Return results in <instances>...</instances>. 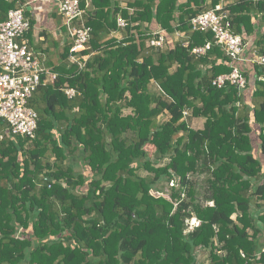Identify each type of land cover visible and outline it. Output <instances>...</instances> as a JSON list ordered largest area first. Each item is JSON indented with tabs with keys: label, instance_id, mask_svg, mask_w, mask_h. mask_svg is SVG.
Returning a JSON list of instances; mask_svg holds the SVG:
<instances>
[{
	"label": "trees",
	"instance_id": "trees-1",
	"mask_svg": "<svg viewBox=\"0 0 264 264\" xmlns=\"http://www.w3.org/2000/svg\"><path fill=\"white\" fill-rule=\"evenodd\" d=\"M90 1L84 67L39 89L34 140L0 141V264H264V81L253 112L232 85L212 86L231 69L212 33L190 30L205 0H129L132 14ZM20 4L0 0V21ZM224 10L241 38L264 23V0ZM153 21L162 49L149 45ZM256 44L263 55L264 35Z\"/></svg>",
	"mask_w": 264,
	"mask_h": 264
},
{
	"label": "built area",
	"instance_id": "built-area-1",
	"mask_svg": "<svg viewBox=\"0 0 264 264\" xmlns=\"http://www.w3.org/2000/svg\"><path fill=\"white\" fill-rule=\"evenodd\" d=\"M80 4L81 0H59L58 12L71 38L69 64L83 68L88 56H82V53L90 42L92 29L86 24V13ZM224 7L216 5L192 17L189 21L190 30L212 33L213 44L221 48L230 61V72L214 78L212 86L222 89L230 84L241 92L247 87V79L239 67L245 61L244 43L239 35L232 32ZM116 23L119 29L127 26L126 21L119 16ZM29 29L30 22L21 6L9 10L6 19L0 21V120L5 125L4 131L0 130V141L4 138L3 133L30 141L35 139L38 114L30 103L39 89L45 86V76H49L52 83L57 79V74L46 70L24 40ZM151 35L149 45L162 49L165 46L164 32L160 30ZM183 46L186 48L188 43ZM210 48L211 42H207L203 46L194 47L191 54L200 57ZM249 61L264 69V54H258ZM63 92L69 99L78 94L71 88H64ZM187 114L184 113L185 116ZM187 225L191 229L198 227L199 222L191 219Z\"/></svg>",
	"mask_w": 264,
	"mask_h": 264
},
{
	"label": "crops",
	"instance_id": "crops-1",
	"mask_svg": "<svg viewBox=\"0 0 264 264\" xmlns=\"http://www.w3.org/2000/svg\"><path fill=\"white\" fill-rule=\"evenodd\" d=\"M115 1L118 3L119 8L127 10L129 14H132L133 9L129 8L127 5L129 0ZM183 1L184 0H179L180 3H183ZM237 1L238 0H219L217 5L223 6ZM211 2L212 0H205L203 7L204 11L212 8ZM20 6L24 10L25 17L30 22V29L25 34L24 40L35 53L40 63L50 73L55 74H57L58 69L63 67L67 68L70 65L68 61L69 53H67V51L71 46V38L58 12L59 0H22ZM91 7V1L86 0V8L90 10ZM255 24L256 28L253 29L252 33L250 35L245 34L242 37L244 40L245 61L240 63L239 66L247 79L246 89L240 92L242 98L240 106H242L244 110L250 112H253L255 106L258 104V99H256L254 95L258 84L257 82L264 81V69L249 61L253 60V57L258 55L256 41L259 40V37L264 35V23L260 20V17ZM160 30V27L153 21L150 32L155 33ZM123 34V30H120L119 32H112L108 37L121 39ZM183 35L184 34L175 32L170 36V41L175 42L183 38ZM256 68L259 69L258 72L255 71ZM50 81V77L45 76L44 85L48 84ZM254 127L253 134L256 136L259 133V127L258 125H254ZM260 242L264 243L263 235L260 236Z\"/></svg>",
	"mask_w": 264,
	"mask_h": 264
},
{
	"label": "rangeland",
	"instance_id": "rangeland-1",
	"mask_svg": "<svg viewBox=\"0 0 264 264\" xmlns=\"http://www.w3.org/2000/svg\"><path fill=\"white\" fill-rule=\"evenodd\" d=\"M40 103H41V99H40V94H36L34 96V101H33V104H35V107L40 109ZM42 106V105H41ZM187 113H189L188 111H186ZM190 115V114H189ZM189 118V126L192 128V129H195V130H200L203 128V120L201 119H196V118H191V117H186V119ZM4 125V123L0 120V125ZM207 254V252H206ZM205 252H200L199 254V260L201 261L203 258H205Z\"/></svg>",
	"mask_w": 264,
	"mask_h": 264
}]
</instances>
